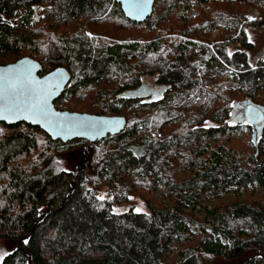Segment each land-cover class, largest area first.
<instances>
[{
	"label": "trees",
	"instance_id": "trees-1",
	"mask_svg": "<svg viewBox=\"0 0 264 264\" xmlns=\"http://www.w3.org/2000/svg\"><path fill=\"white\" fill-rule=\"evenodd\" d=\"M249 6H260L258 19H248ZM249 26H264V0H156L143 22L116 0H0V65L29 57L41 75L65 68L71 82L58 110L127 119L121 134L94 143L0 124V239L21 241L1 264H200L201 254L235 259L251 248L262 255L242 264H264V198L194 212L206 193L264 186V124L258 147L251 137L238 155L210 148L241 125L253 132L230 122L235 106L264 108V59L249 61ZM214 31L215 41L199 35ZM233 44L241 50L230 56ZM151 78L156 96L144 85ZM87 150L91 173L56 168L55 154L75 160ZM188 169L195 174L182 179ZM137 196L147 213H114Z\"/></svg>",
	"mask_w": 264,
	"mask_h": 264
},
{
	"label": "water",
	"instance_id": "water-1",
	"mask_svg": "<svg viewBox=\"0 0 264 264\" xmlns=\"http://www.w3.org/2000/svg\"><path fill=\"white\" fill-rule=\"evenodd\" d=\"M120 3L125 16L136 22H143L152 15L154 4L156 0H149L146 8L143 10V15L140 16L135 10L134 5L140 0H116ZM38 20V19H37ZM43 70L42 65L36 60L26 57L19 61L9 64L0 65V106H9L12 108L27 109L30 106L39 104L42 100H46V107L52 119L64 121L69 125L73 124H88L99 121H123L119 127L114 125H98V128H105L102 135H77V131L82 129L68 127L64 130L50 129L47 123L40 118L29 117L28 119H0V124L14 126L18 124H27L32 127H38L45 132L53 141H61L63 143L73 142L75 140H86L89 142H96L106 139L108 136H116L121 134L126 126L127 119L122 116H101L89 113H77L71 111H61L55 106V102L59 100L71 82V75L65 68H57L45 75H41ZM58 74H62V77ZM59 83V87L56 84ZM14 86V89H13ZM135 91H129L127 96H131ZM249 108L254 109L253 119L246 124L253 127V140L258 147V140L260 138L261 125L264 120L259 119L264 117V108L255 104H248L244 111L245 120L248 117ZM8 115V113H5ZM28 115V112L22 113ZM111 129V130H108ZM136 155L138 151H142V147L132 146L128 148Z\"/></svg>",
	"mask_w": 264,
	"mask_h": 264
},
{
	"label": "rangeland",
	"instance_id": "rangeland-1",
	"mask_svg": "<svg viewBox=\"0 0 264 264\" xmlns=\"http://www.w3.org/2000/svg\"><path fill=\"white\" fill-rule=\"evenodd\" d=\"M25 13L24 9L20 10V16H23ZM36 13L39 15V10H36ZM260 6H249L246 9V14L249 20H255L260 17ZM40 17V15H39ZM38 20H33V22H37ZM87 33L90 37H94V35L87 29ZM203 38H207L210 41H215L219 35V31H214L210 37H207L203 35V33L199 34ZM247 35L249 41L252 43L253 47L249 54V61L250 63L255 66L257 65L261 60L264 59V26L263 27H253L249 26L247 28ZM241 50V46L239 44H233L228 48V53L230 56L234 55L235 53L239 52ZM12 58L6 59L7 61H12ZM19 61V60H18ZM13 64V63H11ZM6 65V64H3ZM9 65V64H7ZM146 89L148 90V94L150 96H156L158 93H161L162 89L160 90L159 84L157 83L156 78H151L145 81L144 83ZM69 103V102H67ZM71 104V103H69ZM72 105V104H71ZM248 104H245L243 101L242 104H238L235 106V115L233 116V119L230 120L232 123H239L244 124L245 118H244V111L246 109V106ZM237 107V108H236ZM62 108V107H61ZM64 108H68V106L64 105ZM63 109V108H62ZM68 110V109H67ZM62 111V110H61ZM71 112H74L73 110H70ZM204 128H211V127H217V125L211 121H206L203 124ZM253 137V132L250 131L245 125H241V127L236 130L235 132H232V134L229 137V142L222 143L219 146L215 144H211L210 148L214 149L215 151H220L221 149H226L230 151L231 156H234V154H237L241 151L240 146L242 145H249V141ZM223 141H226L222 139ZM246 146V147H247ZM143 149V148H142ZM82 151V150H81ZM79 152L77 154V157L75 160H73L71 157H68L65 154H55V160H56V168L58 170H65L68 172H74L76 166L85 169L87 173H91L90 170V160H91V151L87 150L86 152ZM144 151V150H142ZM249 153V151L245 150ZM259 155V154H258ZM221 155L218 154L217 156H214L213 159H217ZM242 156H245V154H242ZM227 159H225L226 161ZM195 173L191 169L185 170L181 174L182 179H189L191 176H193ZM108 189H101L99 191V197L107 194ZM195 194H199V192H196ZM153 195V194H152ZM155 198L162 200V197L160 193H156L153 195ZM264 198V186H261L260 184H257L256 182L253 184L248 185V187H240L237 186L230 187L228 191L222 193L220 197H215V195L206 193L202 198L200 199V204L194 211L197 217H203L206 213V209L210 206L213 207H221L228 203L232 202H238V201H254L257 202ZM193 206H190V209H192ZM140 209L139 212L136 210ZM130 210H134L137 213H147V204L143 197L137 196V197H131L129 202L127 204H120L117 205L114 208V213H124L128 212ZM24 241H27L26 239ZM21 241L20 240H3L0 239V264L12 253H14L17 249L20 248ZM6 253V255H4ZM262 253L259 249L251 248L246 252V254L241 258H235V259H227L221 256H212L208 254H201L200 255V264H242L243 262L249 260L250 258L261 256ZM179 258L177 257V254H172L169 256L168 261L169 262H176ZM28 264H34L32 261H29Z\"/></svg>",
	"mask_w": 264,
	"mask_h": 264
},
{
	"label": "snow or ice",
	"instance_id": "snow-or-ice-1",
	"mask_svg": "<svg viewBox=\"0 0 264 264\" xmlns=\"http://www.w3.org/2000/svg\"><path fill=\"white\" fill-rule=\"evenodd\" d=\"M148 2L149 0H140V2L134 5L135 10L139 13L140 16L143 15V10L146 8V5ZM58 75L62 77V74H58ZM56 87H59V83L56 84ZM13 89H14V86H13ZM25 111L28 112V115L22 116V113H24ZM254 111H255L254 109L249 108L248 117L245 120V122H249L250 120L254 118L253 117ZM6 112L8 113V115L5 114ZM29 117L43 119L47 123L50 129L64 130L65 128H68V127L82 129L75 133L77 135H88L89 133H92L93 136L102 135L103 131L106 129L102 127L98 128V125H105V126L114 125L116 127H119L123 124V121H99V122H91L88 124L69 125L64 121H59V120L54 121L52 119V114H50L47 110L46 100H42L39 104L30 106L27 109L18 108V107L12 108L9 106H0V119H10V118L11 119H17V118L28 119ZM259 119L264 120V117H260ZM108 130H111V129H108ZM98 199L103 200L104 197L101 196V197H98ZM136 211L139 212L140 209H137ZM4 255H6V253Z\"/></svg>",
	"mask_w": 264,
	"mask_h": 264
},
{
	"label": "flooded vegetation",
	"instance_id": "flooded-vegetation-1",
	"mask_svg": "<svg viewBox=\"0 0 264 264\" xmlns=\"http://www.w3.org/2000/svg\"><path fill=\"white\" fill-rule=\"evenodd\" d=\"M143 150H144V151H138L136 156H137V157H142V156H144V154H145V149L143 148Z\"/></svg>",
	"mask_w": 264,
	"mask_h": 264
}]
</instances>
